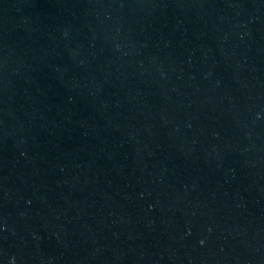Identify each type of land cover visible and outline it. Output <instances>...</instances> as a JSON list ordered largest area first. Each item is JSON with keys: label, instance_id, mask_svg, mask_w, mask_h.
<instances>
[{"label": "water", "instance_id": "obj_1", "mask_svg": "<svg viewBox=\"0 0 264 264\" xmlns=\"http://www.w3.org/2000/svg\"><path fill=\"white\" fill-rule=\"evenodd\" d=\"M0 264H264V0H0Z\"/></svg>", "mask_w": 264, "mask_h": 264}]
</instances>
